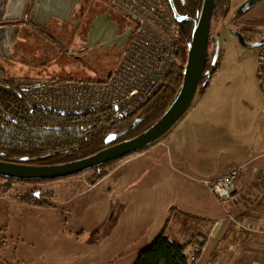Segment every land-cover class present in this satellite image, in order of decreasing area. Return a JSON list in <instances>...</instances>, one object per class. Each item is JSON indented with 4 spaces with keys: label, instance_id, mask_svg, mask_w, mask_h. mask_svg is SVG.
<instances>
[{
    "label": "rangeland",
    "instance_id": "374dc122",
    "mask_svg": "<svg viewBox=\"0 0 264 264\" xmlns=\"http://www.w3.org/2000/svg\"><path fill=\"white\" fill-rule=\"evenodd\" d=\"M241 31L254 32L264 38V0L256 3L254 0H230L228 15L223 20H217V42L223 50V58L204 98L211 101L212 106L213 99H216L221 121L215 120V127L224 132L225 147L228 146L229 152L239 158L243 157L244 150L249 146H264V64L257 58L259 46L249 39L242 42L238 36ZM35 48L41 53L42 48ZM119 54L120 52L113 57L99 59L94 66L73 62L74 65H68V68L65 67V52L55 59H47L48 66L42 69L36 68L40 62L35 58L33 71L43 70L40 76L27 71L29 63L22 59L15 60L0 55V63L5 74L20 83L48 80L54 76L55 79L89 81L107 77L110 70L117 65ZM65 70H68L67 75ZM201 97L196 93L186 112ZM125 162L123 160L120 164ZM85 173H90L85 176L86 179L93 175L92 171L82 174ZM59 180L17 183L12 192L24 194L35 190L42 195L58 189L59 184L56 181ZM67 183L61 182L60 185ZM109 185L110 179L107 178L95 191L75 197L61 205L56 212L39 215L36 218V227L29 237L22 238L24 230L21 234H15L17 231L13 227L8 229L13 232L10 236H7L8 232L5 230L0 231V264H4L2 257H8L6 255L9 253L10 258L7 259L15 258L16 262H12L14 264H133L138 250L161 232L165 219L156 227L152 223L148 225V222L144 227L129 226L125 212L126 200L119 194H111ZM10 195L13 194L0 196ZM4 209L9 213L11 221L16 211H12L11 207ZM13 219L15 222L19 221L16 217ZM29 229L27 227L25 232H29ZM5 236L8 243L3 241ZM193 250L194 248L189 251L190 257ZM13 252L16 256H13ZM220 254L201 259L197 264H238L236 253L233 257L226 255L225 258ZM246 264H253L252 259H247Z\"/></svg>",
    "mask_w": 264,
    "mask_h": 264
},
{
    "label": "crops",
    "instance_id": "0c3cea01",
    "mask_svg": "<svg viewBox=\"0 0 264 264\" xmlns=\"http://www.w3.org/2000/svg\"><path fill=\"white\" fill-rule=\"evenodd\" d=\"M205 96L192 105L168 135L146 150L116 162L109 175L95 185L85 178L90 173L56 181L59 188L53 190L54 207L23 204L14 197L23 194L20 192L0 196V231L10 236L13 232L8 229L13 227L15 234L24 230L22 238L29 237L39 215L56 212L75 197L95 191L109 178L110 193L126 200L129 226L144 227L148 222L156 227L165 219L170 240L187 244L195 237H205L201 259L219 253L223 258L233 257L236 253L238 264H246L247 259L264 264V146H249L243 157H234L225 147L224 132L214 124L221 119L216 99L212 106ZM123 160L126 162L120 164ZM241 165L244 169L235 195L220 203L202 181L216 179ZM61 182L68 183L60 185ZM5 207L16 211L11 221ZM14 217L19 221L15 222ZM27 227L29 232H25ZM7 236L3 241L8 243ZM6 256L2 257L4 264L16 262L15 258L7 259L10 253Z\"/></svg>",
    "mask_w": 264,
    "mask_h": 264
},
{
    "label": "trees",
    "instance_id": "16d2710c",
    "mask_svg": "<svg viewBox=\"0 0 264 264\" xmlns=\"http://www.w3.org/2000/svg\"><path fill=\"white\" fill-rule=\"evenodd\" d=\"M162 1L168 18L181 30L179 63L172 67L166 82L158 86L145 103L124 115L111 106L87 112L57 111L30 104L27 101V88L5 74L0 80V161L28 165L68 163L134 138L153 126L171 107L181 90L190 44L203 5V0ZM229 11L230 0H217L209 33L206 68L197 89L200 96L206 94L220 69L223 50L217 42L216 23L219 18H226ZM244 33L249 34L247 31ZM107 78L99 77L98 80ZM168 132L136 153L160 141ZM113 135L119 137L108 144L107 139ZM119 160L90 170L93 175L89 177V183L95 185L103 180ZM42 181L0 176V195L11 194L17 183ZM14 197L23 204L54 207L53 192L39 195L34 190ZM167 226L168 221L156 238L138 250L133 264H197L201 260L207 242L205 237H195L189 243L181 244L166 236ZM190 247L194 248L192 257Z\"/></svg>",
    "mask_w": 264,
    "mask_h": 264
},
{
    "label": "built area",
    "instance_id": "2783aa9c",
    "mask_svg": "<svg viewBox=\"0 0 264 264\" xmlns=\"http://www.w3.org/2000/svg\"><path fill=\"white\" fill-rule=\"evenodd\" d=\"M135 23L117 65L104 81L57 78L45 82H22L30 87L27 101L62 112H87L114 107L121 115L137 109L164 84L169 71L179 63L180 28L167 16L162 0H109ZM257 58L264 64V43ZM0 63V80L4 78ZM244 165L203 183L221 203L232 199Z\"/></svg>",
    "mask_w": 264,
    "mask_h": 264
},
{
    "label": "water",
    "instance_id": "95a60500",
    "mask_svg": "<svg viewBox=\"0 0 264 264\" xmlns=\"http://www.w3.org/2000/svg\"><path fill=\"white\" fill-rule=\"evenodd\" d=\"M27 1L28 0H0V20L1 18L6 20L20 18ZM44 1L45 0H37L35 9L31 14V19L40 24H44V21H41L39 16H43L45 20L52 16L61 20L68 18L69 9L65 11L64 7V9L59 12L57 11V8L55 9L54 6L52 7ZM258 1L259 0H254L255 3ZM216 4L217 0H203L199 20L194 30L189 48L181 90L167 112L148 130L134 138L111 145L86 158L68 163L54 165H28L24 163L0 161V176L32 181L67 178L90 171L95 167L123 159L161 138L182 118L187 109L191 106L197 93L199 83L206 68L209 33ZM71 6L72 4H69V8H71ZM18 31L19 28L17 26H0V55L2 57H11L10 48L17 38ZM115 32L116 22L111 19L108 12L96 17L93 20L88 36L89 47L91 49L94 48L96 42L101 39L104 40L106 36H111L114 39ZM238 36L242 42L245 41L242 34L238 33ZM128 39L129 36L127 31L123 35V39L119 44H125ZM263 43L264 38L257 41L255 45L259 46ZM29 89L30 88H27V90ZM118 137V135L109 137L107 139L108 144L114 142ZM22 161H26V159H23Z\"/></svg>",
    "mask_w": 264,
    "mask_h": 264
},
{
    "label": "flooded vegetation",
    "instance_id": "af4514ba",
    "mask_svg": "<svg viewBox=\"0 0 264 264\" xmlns=\"http://www.w3.org/2000/svg\"><path fill=\"white\" fill-rule=\"evenodd\" d=\"M45 1L52 7L54 6L55 9L57 8L59 12L64 7L65 11L69 9L68 18L61 20L52 16L45 20L43 16H39V19L44 21V24H40L31 19V14L35 9L37 0H28L20 18L7 20L1 18L0 20L1 27L17 26L19 28L17 38L10 48L11 58L25 60L29 63V67H26L27 71L34 72L38 76L42 74L43 70L33 71L35 70V58L39 59L40 62L39 67L36 68L42 69L48 66L47 59L60 57L64 52L66 68H68V65H74L73 62L76 64L81 63L84 66L86 63L89 66H94L99 59L113 57L118 52L121 55L127 42L123 45L119 43L127 31L130 38L135 26L134 21L125 12H120L109 0ZM69 4H72L71 8H69ZM106 12L116 22L115 38L106 36L104 40L97 41L94 48L91 49L89 47L88 36L93 20ZM247 32H249L248 35L244 31L240 33L243 35L245 41L246 39L255 38L253 42H257L263 37L254 32ZM36 46L42 48L41 53L37 52ZM69 61L71 63H68ZM67 72L68 70H65L66 75L68 74ZM54 77L48 80L55 79ZM48 80L40 81L45 82Z\"/></svg>",
    "mask_w": 264,
    "mask_h": 264
}]
</instances>
